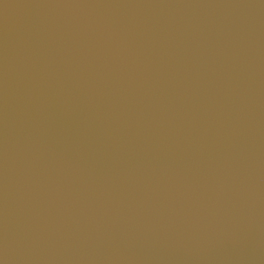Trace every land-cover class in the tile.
Listing matches in <instances>:
<instances>
[{
	"label": "water",
	"instance_id": "obj_1",
	"mask_svg": "<svg viewBox=\"0 0 264 264\" xmlns=\"http://www.w3.org/2000/svg\"><path fill=\"white\" fill-rule=\"evenodd\" d=\"M0 264H264V0H0Z\"/></svg>",
	"mask_w": 264,
	"mask_h": 264
}]
</instances>
